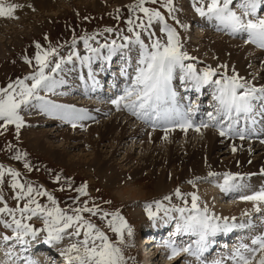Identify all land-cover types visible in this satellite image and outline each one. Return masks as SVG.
Segmentation results:
<instances>
[{"label": "snow or ice", "instance_id": "obj_1", "mask_svg": "<svg viewBox=\"0 0 264 264\" xmlns=\"http://www.w3.org/2000/svg\"><path fill=\"white\" fill-rule=\"evenodd\" d=\"M160 5V8L150 5ZM199 5V6H197ZM16 4H6L0 0V17L12 18ZM195 11L209 21H215L218 30H226L231 35H246L247 43L254 44L264 49V0H193ZM161 8L167 11V16L171 17L176 24L174 13L176 11L173 0H133L127 6L130 13L126 21L127 33L123 30L117 35L123 41L118 43L113 39L110 43L99 44L93 47L89 41L96 40V35L83 36L80 39L84 42V47L90 55L81 56L73 51L67 58L61 57L53 63L52 58L58 55L57 49L49 47L43 49L39 43L36 44L34 56L35 70L0 87V135L8 130L9 126H15L17 136L20 129L25 126L23 112L39 108L42 112L56 119L64 120L76 127V120L90 118L82 109L56 104L46 96L41 95V91L55 94L56 88L65 81L63 78L56 79L55 74L63 71V65L71 63L73 57L81 64L89 68V78L94 76L91 70V62L101 58V49H107V55L103 59L110 60L118 52L127 49L129 53L136 52L135 63L133 58L127 57L126 67L121 69V74L129 79L123 94L111 101L119 110L121 106L128 110L131 115L138 119L163 120L167 123H174L185 132L192 127L199 131L202 127L214 126L219 130L220 136H226L229 132L244 139L243 131H236V124L243 114L245 119L252 118L255 109L254 101H261L264 106V86L255 87L241 82L238 75H222L220 79H213L217 76V70L210 66L198 71L192 63H185L194 59L186 51H183L180 34L176 27L168 23ZM237 9L239 11H237ZM119 18L120 9H117ZM142 14V15H138ZM158 27L164 38L157 36L155 28ZM181 27H186L181 25ZM105 32L112 33L113 28H105ZM146 35L147 40L142 38ZM75 40L73 48H75ZM25 62L32 65L33 61L25 57ZM226 67V66H224ZM127 68H133L134 74L129 76ZM46 69L48 71L46 72ZM196 92L204 86H214L213 99L216 101L215 113L208 112V121L194 125L190 117L196 107L189 104L186 108L179 104L178 93L173 87V80L177 78ZM30 82V83H29ZM242 90V91H241ZM264 115V111L260 113ZM228 122L225 126V122ZM264 142V141H262ZM7 150L11 153L12 159L25 160L27 153L8 144ZM233 152L236 148L233 147ZM24 168L32 170L31 165L25 161ZM264 175V169L260 171ZM215 176L217 173H209ZM239 174L224 173V183L220 188L224 192L238 191L243 186L237 181ZM21 172L11 167L0 164V186L10 183L15 206H10L8 199L0 190V225L5 229H10L13 235H3V241L7 242L15 239L20 245L27 244L28 238L36 240L43 233V243L56 247L66 238L70 241L68 245L59 250V255L63 257L64 264H126V258L121 245L125 243V230L127 235L132 236V228L128 225L119 211L107 212L100 205L89 206L87 201L79 202V206H69L62 208L55 196L42 186H34L29 181L21 180ZM7 178H10L8 180ZM61 179L56 176V181ZM243 179V177H240ZM189 183L195 186L194 181ZM70 186V185H69ZM87 184L81 185L75 191L79 194L74 198L79 201L80 196H87ZM63 190V189H61ZM177 198H183L180 189L175 190ZM191 196V206L184 200V207L173 206L166 208L161 201H155L156 212L152 211V205L146 206L149 219L155 220L159 211L163 210L166 216L177 212L180 216V223L177 224V233L183 232L197 237L194 241L195 248L191 245L185 248H177L169 245L172 256L175 257L180 252H187L195 255L198 259L206 252L210 244L218 233H227L236 228H254L256 225L252 219V212H244L249 217L246 223H236V218H232L229 223L227 217L221 218L211 213L208 206L201 207L200 197L196 193H189ZM41 197L47 199V203L41 201ZM171 196H165L164 200L171 201ZM240 199L251 202L253 211L259 215L261 224H264V187L248 195H241ZM85 214H88L87 216ZM91 217H98L100 221L106 222L105 227L114 233L117 241H113L106 231L93 222ZM109 217H111L109 219ZM33 218L40 219L43 227L33 226ZM222 221V222H221ZM26 264H37L32 258H24ZM233 264H264V232L254 235L250 243L241 242L228 257ZM203 264V262H202ZM213 264H222L216 260Z\"/></svg>", "mask_w": 264, "mask_h": 264}, {"label": "bare ground", "instance_id": "obj_2", "mask_svg": "<svg viewBox=\"0 0 264 264\" xmlns=\"http://www.w3.org/2000/svg\"><path fill=\"white\" fill-rule=\"evenodd\" d=\"M25 1L19 3L17 2L19 5V7L16 8L18 16L20 13L23 14L20 8ZM119 1L129 2L131 0ZM28 2H25L24 4L26 11L29 9ZM184 6L185 9L190 12V9H193V0L190 5L191 7H187V5ZM237 11L239 10L237 9ZM189 17L193 16L190 15V13L187 15H181V19L183 21ZM7 19L9 18L0 17V26L1 23L3 24V22ZM201 21H203V23ZM215 23V21H209L207 18H204L197 23L199 24L198 27L201 26L206 30L208 29V32H206L207 35L201 41L203 44H205V48L208 47L214 51L222 50L225 53L226 51L232 53L234 55V63L236 64L235 67L238 69L237 71L240 75L242 83H246L255 87H258L261 83H264V77L262 76L261 81L258 80L255 82L253 80L257 79V77H253V74H251L252 69L250 65L252 63L258 64L262 62L264 64V51H256L254 49V44L253 48L244 42H239L236 40L231 41L229 38L233 37V35L229 34L228 32L227 35H229V38H222V30H218L215 27ZM212 31L217 33V41H214L209 37V34ZM242 36L243 35H237L236 37L240 38ZM203 40H205V43ZM200 45L201 44H199V46ZM123 51L127 52L128 50L125 49ZM88 54V52L87 54L83 53L81 56ZM107 54L108 53L106 51L101 50V58L95 59L91 62V70L95 83L93 82V79L89 78V68L81 63H78L79 60H77L75 57H73L72 62L64 69V73H61L63 74L62 77L58 78V75L56 76V79L63 78L65 83L56 88L55 94H52L53 97L50 100L56 104L68 105L75 107L76 109H82L84 110L86 116L90 118L76 120L75 123L77 126L73 127L71 123H67L61 119L53 118L52 116L42 112L39 108H32L26 111L27 115L30 116L31 123L36 124L39 122L41 124L38 126L44 125L46 130L39 131V127H36V129L31 131L28 135V137H30V147L36 153L42 155L50 153L51 157L57 163L67 164L70 161H77L76 163H79L80 165H86L90 168L97 169L106 185L119 188V184H122V190L120 194L121 197L129 199L130 201H136V203L139 201L145 203L150 198H154L155 200L162 199L167 194L176 190L178 184L181 183V181L182 183H186L184 180H187L188 183L189 181H196V179L204 181L206 178L211 177L209 175L210 172L217 173V175L224 173L239 174L237 181L235 182L243 186V192L245 195L251 194L254 191H258L261 187H264V185L259 188L249 186V184L254 181L252 178L260 174V167H264V142H262L264 141V115L260 114L262 111H264V106H261V108L259 110L257 109L258 111L254 113L253 117L255 119V123H253L252 118L245 119L244 117H241L239 122L236 124V131H243L245 140L231 137L233 134L232 132H229L228 135L222 137L220 136L219 132H215V130L212 131L213 129L208 130L202 128L203 130H200L203 138L201 143L197 142L196 145H194V147L191 149L188 148V145L186 146L183 143L182 144L185 147L181 146L180 148L175 146L173 149L171 148L172 153L169 151L171 157L168 158L169 156H165L166 151L162 150L159 152L157 148L151 149L149 144H156L162 140L174 141L175 137L178 139L177 141H179L183 135L188 134L189 130L192 131L194 127L189 128L186 132L178 126L175 127L178 129L173 130V126L175 125L174 123H167L163 120H155V118L153 120L138 119L137 117L131 115L128 110L124 109L123 106L117 110L116 106L114 104L112 105L111 99L110 101L103 103V105H98L96 101H93V99L100 100L102 97L103 99L115 98L117 96V92L119 94H123V90L125 88V86H123V81H129V79L121 74V69L126 67H121V65L123 66L122 63L127 61L128 56H131L133 60L136 58L135 51H132L131 53L122 52V54L118 52L116 55L112 56L110 60L103 59V56H106ZM4 55L5 46H3L2 42L0 41V56ZM239 61L242 62L240 66L237 65ZM112 70L117 71V73ZM83 74L84 76L82 77ZM108 77H111L110 80L112 79L110 81L111 84L108 85V87L111 89L106 91L110 97H105L104 93L106 94V92L104 91V87ZM77 78H81V81L78 82V80H75ZM252 80L254 81L253 83ZM182 84L184 87H179ZM173 87H179L178 89L180 93L183 94L186 92L189 93L191 90L184 82L181 83L179 79V73L177 74V78L173 80ZM208 87L211 86H204L200 92H197V94L195 93L198 95L200 102L197 104L193 103V105L196 107L192 111L193 114L189 113L194 125L200 124L202 121H208V119H204L203 112L208 106L210 107V105L202 103L204 95L205 99L209 96V93L204 94ZM213 90L214 93V87ZM177 93L179 96L180 94L178 91ZM79 95H81V97ZM82 96L87 99L82 101ZM190 102L191 99H188L187 102L182 101L179 102V104L186 108ZM211 103V105L215 106L216 101L212 100ZM259 104H262V102L260 101ZM103 106H106V108H103ZM241 116H243V114ZM151 128L154 129L151 130ZM255 135L259 136V139H254L253 137ZM133 140L139 141L135 142ZM55 142L62 143L54 146L53 143ZM128 144L132 145L128 146ZM191 146H193V144H191L189 147ZM233 147L236 148L235 152L232 150ZM185 148H187V156L182 157L183 153L181 151H183L182 149ZM147 153H149V155H146ZM155 153L158 154V156L155 158L156 160L153 158ZM122 154L124 156L121 157ZM223 156L225 159H221ZM159 157H162V162L158 160L160 159ZM252 157H255L253 161ZM152 158L154 161H152ZM248 163H251L250 166ZM216 165H219L222 168L224 167L225 169L221 170L219 169L220 167L216 168ZM248 166L253 169L245 170V168ZM257 167L258 169H255ZM240 177H243V179H240ZM218 185L220 187L222 182H219ZM205 186L206 187L201 188V193L204 195L208 206H214L212 202H208L211 201L210 198L212 196V192H207L209 189L207 188V185ZM234 195H236V193H233L232 191L228 192V194L224 191L221 192V197H225L226 199L229 198V196L230 198H233ZM240 205L241 209H239L240 207L233 208L228 206V211L223 212L225 214L230 213L231 215H235L236 211H246L248 209L253 210L251 202L243 201ZM211 209L215 210L217 207H212ZM174 221L177 223L180 221V216H178V214L175 212L173 216L166 217L163 221H158L155 224L156 226H149L147 235L153 234V237H151L154 238L153 240H161L162 234L169 231ZM253 221L256 225L254 228H261V232H264V224H261L260 218ZM159 236L161 238H159ZM172 236L178 235L172 234V232H170L167 236V239H171ZM247 236H251V238L254 236L248 228H236L227 233H218L214 238H212L214 243L210 244L208 250L204 252L203 255L208 254L212 246L216 247L218 245L219 249L223 248L222 246L226 245L229 238H232V241L235 242L236 240L241 241ZM175 238L176 237H174V239ZM148 242H151V240L149 239L145 245L143 242L142 246H139V250H142V248L145 247H147L146 250H148L149 247L153 246V244L148 245ZM217 242H219V244ZM228 244L229 243H227V246ZM38 245L40 246V244ZM1 247L0 260L3 257L2 251H4V246L1 245ZM163 249L165 248L163 247ZM150 252L147 251L149 256L151 255ZM157 252L158 250L153 252L152 257L155 256ZM159 255L160 254L156 255L154 258L157 259ZM9 256L10 254H7L5 258H7V261L10 264L9 259L12 258ZM171 256L172 253L170 255H168V253L162 254L160 258L164 261L161 264H175L177 260L182 258V255H180L176 259H174V257L170 259L169 257ZM49 259L50 257H48V260ZM191 259H193L191 261L192 264L198 263L196 262L195 257ZM52 261H55V264L62 263V261Z\"/></svg>", "mask_w": 264, "mask_h": 264}, {"label": "rangeland", "instance_id": "obj_3", "mask_svg": "<svg viewBox=\"0 0 264 264\" xmlns=\"http://www.w3.org/2000/svg\"><path fill=\"white\" fill-rule=\"evenodd\" d=\"M22 1H25V0H4L6 4H16V5H18V3ZM25 2H28L29 9H27V11L24 7ZM25 2L24 4H22V7L20 8L23 14L20 13V15L18 16V13L15 9L13 17L5 20L6 22L4 21L3 24L1 23V26H0V41L2 42L3 46H5V55L0 56V87H6L7 84L10 82H13L17 79H23L24 76L32 73L35 70L36 66H35L34 56L37 51L36 49L37 43H39L43 49H48L49 47H54L57 49L58 55L52 58L53 63H55L61 57L66 59L67 56L71 54L73 51L78 52L80 55L85 53V49L83 48L84 44L82 43L83 40L80 39L83 36L98 34L96 35V40L89 41V43L93 47H99V44L110 43L113 39L117 40L118 43H123V41L117 35V33H120L121 30H123L124 35H130L129 33H127V24H126V21L130 16L127 6L133 3V0L129 2H125V1L120 2L119 0H26ZM191 2L192 0H173L174 7L176 9L174 15L176 19L179 20L180 22L179 24H176L175 21L171 17L167 16V11L165 9L163 8L160 9L165 14L168 20V23L172 25L173 27L177 28V31L180 34L181 43L183 45V51H186L190 57L194 58V59L185 61V63L194 64L196 68L200 71L209 66L213 69H216L217 73H221V74H218L216 77H213L214 79H220L221 76L224 74L228 76L235 74L240 77L237 71L238 69H236L235 67L236 64L234 63V59H233L234 55L232 53L227 52V51L225 53L222 50L214 51L213 49L208 48V47L205 48V44L201 42L202 39H204V37L207 35L206 32H208V29L206 30L204 27H201V26L198 27L199 25L197 24L198 21L203 20L205 17H201L195 11L194 7L193 9L192 8L190 9V12L187 11V9H185L184 5H187V7L188 6L191 7L190 6ZM206 2L207 0H205V3ZM150 6L160 8L159 4L150 5ZM117 9H120L119 18H117V11H116ZM189 13L193 17H189L188 19L183 21L181 19V15L183 14L187 15ZM138 15H142V14L138 13ZM201 22L203 23V21ZM181 25H185L186 27H181ZM105 28H113L114 31L112 33H108L104 31ZM154 30L156 31L157 36H159L162 39L164 38V34L159 32L158 27L155 28ZM221 32H222L221 33L222 38L223 37L229 38V35H227V31L222 30ZM216 35L217 33H214V31H212L210 32L209 37L212 40L217 41ZM236 36L237 35H233V37H230L229 39L231 41L236 40L239 42H243L242 39L243 37H245V39L247 40L246 35H243L240 38ZM142 38L145 39L146 42H148L146 35H142ZM74 40L76 42L75 48H73ZM204 41L205 40H203V42ZM199 44L201 45L199 46ZM247 44H249L251 47L254 48L253 44H250V43H247ZM255 48H259V47L255 45ZM101 50L107 52V49H101ZM123 52L127 53L126 51H123ZM120 53L122 54V52ZM25 57L33 61L31 66L25 62ZM213 57L216 59H214ZM78 63H80V61ZM133 63H135V60H133ZM68 64L70 63L64 64L62 66L63 71L55 74V76L58 75V78L62 77L63 74L61 73H64V69L67 67ZM122 64L123 66L121 65V67L126 66V61L123 62ZM241 64L242 62L239 61L237 65L240 66ZM250 65L252 69L251 74H253V77H257V79H253V80L255 82H257L258 80L261 81L262 80L261 76L264 77L263 62L258 63V64L252 63ZM47 71L48 69H46V72ZM112 71H115V70H112ZM115 73H117V71H115ZM83 76L84 74L82 75V77ZM75 80H78V82H80L81 78H77ZM253 80H252V83L254 82ZM109 84H111V82H109L108 85ZM105 85H106V82H105ZM262 86H264V83H261L257 88L262 87ZM211 87L208 89V92L210 93H212L213 91L212 89L214 86H211ZM189 88L191 89L190 90L191 92L194 91V89H192L190 86ZM110 89L111 88H109L108 90ZM177 91L180 94L178 96V99H179L183 95V93H180L179 89ZM195 93L197 94V92L192 93V98H191V93L189 94L186 93L184 96L190 97L191 103L193 104L194 101L199 99ZM40 94L43 96H46L47 99H52L53 97L52 93H46L44 91H41ZM79 96L81 97V95ZM104 96L110 97L107 94V92L106 94L104 93ZM211 96L212 95H210L209 98L207 97L204 101L206 105L207 104L210 105V107L208 106L206 109L208 111L209 109L211 111L215 109L214 105H211L212 104L211 101L214 100V99L212 100L210 99ZM86 99L87 98L82 96V101ZM110 99L113 100L116 98H104L103 99L102 97L100 100L93 99V101H96L98 105H103V103L110 101ZM187 101H188V98H187ZM198 101L199 100H197L196 102ZM179 102H181V100H179ZM259 102L260 101H258V103ZM103 108H106V106H103ZM257 109H260V107L259 108L256 107V110ZM22 115H24V118H25V126L20 129L18 136H17L14 125L9 126L8 130L5 131L3 135H0V164H3L5 167L14 168L17 171L21 172L20 178L22 182L25 180L29 181L34 186H42L44 189L51 192L55 196L59 205L62 208H68L69 206H73V207L79 206V202L87 201L89 206L93 204H97V205H100V207L104 211H107V212L119 211L120 215L124 217L128 225L132 228V232H133L132 236L129 237L127 235V231L125 230V243L121 245V247L123 248L124 254H125L126 264H161L164 261L160 257L155 259L154 257H156V254L155 256L152 257L153 252H155L154 250L155 247L153 246L149 247L148 250H146L147 247L142 248V250L141 249L139 250V246H142L141 241L144 238L143 237L144 236L143 230L145 229L144 227H146L147 225L156 226L155 224L158 222L157 221L155 223H151L149 221L150 219L146 211V206L152 205V211L156 212L155 201H161L166 208H172L173 206L183 207L182 205H184V200L186 199L188 201V206L190 207L191 206V196L188 194L194 192L200 197V200H199L200 205L202 207L204 205L208 206L204 195L201 193V188H204L206 187L205 185H207V188L209 189L207 192H212V196L210 198L211 201H208V202L209 203L212 202V204L214 205V206H208L211 213H214L221 218L227 217L229 219V223L232 222L233 217L236 218L235 222H237V219L241 218L240 216L244 215V212L246 211L253 212L254 217L259 216L252 209H248L246 211L240 210L239 212L236 211L235 215H231L230 213L225 214L223 212V211L225 212L228 211L227 210L228 206H231L233 208L240 207L239 209H241L240 204L242 202L237 203V201H230L232 200L230 196L227 199L225 197H221L222 191L218 183L222 182L221 181L222 179L219 180V182L217 183L215 182L212 187L210 186L209 183H211L214 180V178L217 176H219L220 178L221 174L208 177L204 181L203 180L200 181L196 179V181L194 180L195 186H193V184L191 183H188L187 180H184L186 181V183H182L181 181V183L178 184L177 188H179L181 193L184 194L183 198H177L174 195L175 193V190H174L171 193L166 195V196L172 197L171 201L164 200V198L158 199V200H155L154 198H150L145 203L140 202V201L136 203V201H130L129 199L122 198L120 195L121 190H122V187H121L122 184H119V188H114V187H111L110 185H106L105 181L101 178V175L97 169L90 168L86 165H80L79 163H76L77 161H70L67 164L57 163L51 157L50 153H47L44 155L36 153L30 147V144H29L30 137H28V135L30 134L31 131L35 130L36 127H39L38 128L39 131H46L45 126L44 125L38 126L39 124H41L39 122L36 124L31 123L30 116L27 115L26 111L23 112ZM204 119L207 120V118H204ZM209 127L203 128V129H208V130L214 129L215 130V128H212V126L210 128ZM176 129L178 128H173V130H176ZM203 129H200V130H203ZM199 131L189 130L188 134L183 135L179 141H177L178 139L175 137L174 141L162 140L160 142L157 141L158 143L156 144L150 143L149 146L151 149L157 148L159 152H161L162 150L166 151L165 156L167 155L169 156L168 158H170L171 148L173 149L175 146L176 147L178 146L181 148V146L188 145V148L191 149L192 147H194V145H196L197 142L201 143L203 138H202L201 131L200 132ZM133 141L138 142L139 140H133ZM174 142H177V143H174ZM59 143L61 144L62 142H55L53 143V145L56 146V145H59ZM160 143H162L163 145ZM190 143L193 144V146L189 147L191 145ZM8 144L15 145L17 149L23 152H26L27 156L25 160L17 161V160L12 159L13 153L7 150ZM129 145L131 146L132 144H128V146ZM182 150L183 151L181 152L183 154L182 153L180 154L183 155L182 157H186L187 148L182 149ZM146 155H149V153H147ZM122 156L124 155L122 154L121 157ZM156 156H158V154L155 153L153 156L154 160H156L155 159ZM153 158H152V161H154ZM159 158L160 159L158 160L162 162L163 161L162 157H159ZM254 158L252 157V161ZM221 159H225V157L223 156ZM25 161L31 165L32 167L31 171H28L27 169L24 168ZM250 164L248 163L249 166ZM249 166L246 167L245 170L253 169ZM216 168H219L221 170L225 169L224 167L222 168L219 165H216ZM243 168H244V165H243ZM255 169H258V167ZM260 169H264V167L262 166L260 167ZM56 176H60L61 179L59 181H56ZM7 179L10 180V178H7ZM83 184H87L88 186L87 187L88 195L80 196L79 201H76L74 198L78 197L79 194L75 191V189L79 188ZM249 186L256 187V188L261 187V185L255 181H252L249 184ZM0 190H2L3 195L6 198H9L8 203L10 204V206H15L16 202L10 199L12 195L10 183H6L5 185L0 186ZM232 192L235 193L234 191ZM39 199H41L42 202L47 203V199L45 197H41ZM220 201H223V202H220ZM212 207H217V209L213 210L211 209ZM177 214L179 216V213ZM85 215L87 216L88 214H85ZM157 215H159L157 217L159 218L160 216L165 215V213L163 210H161L158 212ZM173 215H174V212L170 213V216H173ZM170 216H167V217H170ZM110 218L111 217H109V219ZM157 218H155V220ZM163 218L165 219L166 217H163ZM91 219L99 227L103 228L113 241L118 240V237L105 227L106 222L100 221L98 217H91ZM164 219L159 218L158 220L163 221ZM32 223H33V226L36 228L43 227L42 221L40 219L33 218ZM7 232H11V230L5 229L3 228L2 225H0V235H2V233H7ZM41 235H44V234L41 233ZM68 243H70V241L66 238L60 245L56 246L58 248V252L56 251L55 252L56 254H58V258L61 259L62 261L64 260H63V257L59 255V250L66 247ZM38 244H40V246L42 245V243H39V242ZM1 245L4 246V251H2L3 257L0 260V264H3L5 261H7V258H5V256L7 254H12L14 251L12 250V246H8L7 244H4V243H1ZM147 251L148 252L152 251L150 252L151 254L150 256L147 254ZM185 259H186V262H188V258L185 257ZM178 261L180 260H177L176 262ZM53 264H55V261L53 262ZM178 264H182V262L180 261L178 262Z\"/></svg>", "mask_w": 264, "mask_h": 264}]
</instances>
